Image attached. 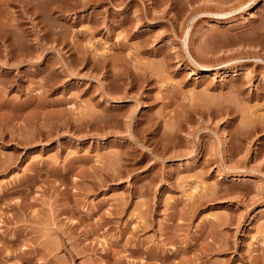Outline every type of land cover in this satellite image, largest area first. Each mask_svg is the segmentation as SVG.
<instances>
[{
    "label": "rangeland",
    "instance_id": "rangeland-1",
    "mask_svg": "<svg viewBox=\"0 0 264 264\" xmlns=\"http://www.w3.org/2000/svg\"><path fill=\"white\" fill-rule=\"evenodd\" d=\"M254 1L0 0V264H264Z\"/></svg>",
    "mask_w": 264,
    "mask_h": 264
},
{
    "label": "bare ground",
    "instance_id": "bare-ground-1",
    "mask_svg": "<svg viewBox=\"0 0 264 264\" xmlns=\"http://www.w3.org/2000/svg\"><path fill=\"white\" fill-rule=\"evenodd\" d=\"M250 2H251L252 4H254L255 1H254V0H238V3H237L238 5H237V6L248 5ZM148 30H149V29H148ZM258 37H259V36H258ZM260 37H261V36H260ZM261 38H263V37H261ZM261 38H260V39H261ZM255 39L257 40V39H259V38H255ZM260 39H259V40H260ZM257 42H258V41H257ZM261 126H262V125H261ZM262 127H263V126H262ZM262 127H261V128H262ZM262 129H263V128H262Z\"/></svg>",
    "mask_w": 264,
    "mask_h": 264
}]
</instances>
